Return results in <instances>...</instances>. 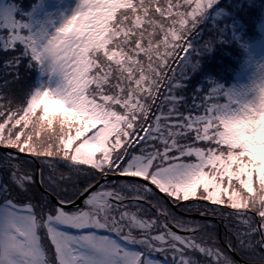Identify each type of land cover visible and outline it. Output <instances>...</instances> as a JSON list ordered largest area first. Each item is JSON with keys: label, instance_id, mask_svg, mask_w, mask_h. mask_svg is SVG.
<instances>
[{"label": "snow or ice", "instance_id": "1", "mask_svg": "<svg viewBox=\"0 0 264 264\" xmlns=\"http://www.w3.org/2000/svg\"><path fill=\"white\" fill-rule=\"evenodd\" d=\"M216 7L0 0V264H264V65L210 75Z\"/></svg>", "mask_w": 264, "mask_h": 264}, {"label": "trees", "instance_id": "2", "mask_svg": "<svg viewBox=\"0 0 264 264\" xmlns=\"http://www.w3.org/2000/svg\"><path fill=\"white\" fill-rule=\"evenodd\" d=\"M230 1L231 3L233 1H240L242 3V13L243 4H245V2L247 1V4L251 6V9L255 11V13L247 14L246 26L237 25V21L232 22L229 27L235 34L234 38L230 42L223 44L222 46L214 49L208 54L210 58H215L214 61L212 59H209L207 61V64L214 63L215 66V70L212 71L210 75L213 77H217L225 85H228L230 80L241 71L240 65L242 59L244 55L249 54V45H252L256 41H259L262 37L261 23H264V18H262L264 14V7L263 10L260 9V11L256 12V10L252 7V0ZM237 5L238 4H236L234 7H236ZM220 11V7H216L212 10H209L203 17L204 23L211 24L214 22H220L223 20L224 17L230 19L231 15L226 12H223L222 15H217V13ZM242 13L239 12V16H242ZM261 13L263 14L260 15ZM204 66L205 65L202 64V68Z\"/></svg>", "mask_w": 264, "mask_h": 264}, {"label": "rangeland", "instance_id": "3", "mask_svg": "<svg viewBox=\"0 0 264 264\" xmlns=\"http://www.w3.org/2000/svg\"><path fill=\"white\" fill-rule=\"evenodd\" d=\"M236 4L238 5L234 7ZM220 5L228 6L224 8L223 12L229 13L231 15L230 20H232V22L237 21L238 22L237 25H240V26H246L247 14L255 13V11L251 9V6L247 4V1L245 2V4H243V13L241 9L242 3L240 1H233L231 3L230 0H220ZM252 5H253L252 7L256 10V12L260 11V9L263 10L264 0H252ZM239 12H241L243 15L239 16ZM262 14L263 13H261L260 15ZM263 16L262 18H264ZM225 19H228V18L224 17L223 20ZM261 31H262V37L260 38V40L256 41L252 45L251 44L249 45V54L244 55L241 65H240L241 71L237 73L230 80L229 84L226 86H231L238 82L249 81L255 76L259 67L261 65H264V23H261Z\"/></svg>", "mask_w": 264, "mask_h": 264}]
</instances>
